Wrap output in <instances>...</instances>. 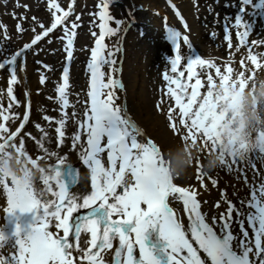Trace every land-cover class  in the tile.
<instances>
[{"label":"snow or ice","instance_id":"obj_1","mask_svg":"<svg viewBox=\"0 0 264 264\" xmlns=\"http://www.w3.org/2000/svg\"><path fill=\"white\" fill-rule=\"evenodd\" d=\"M250 3L251 0H242L243 5ZM49 7L54 16L51 26L45 28L43 24H40V27L44 29L42 34H37L31 44L25 45L24 50L17 51L0 62V69L8 67L12 85L18 83L17 59L25 50L30 49L58 26L63 25L72 12L71 7L67 11L63 10L55 0H52ZM254 8L256 9L255 5ZM243 13L244 8L242 7L235 19V26L245 29L243 32H237L241 44L245 43L252 28V25L243 22ZM76 19L80 18L76 17ZM110 19L108 5L105 3L100 13V20L105 21L101 24L102 34L96 41V46L91 52V62L88 64L91 79L88 92L90 108L85 112V121L81 123V128L87 132V146L81 145L83 149L81 158L83 164L90 170L92 191L83 197L69 194V187L65 180L60 179L61 171L59 170L64 167L66 158H58L57 163L48 165L49 174L41 180L45 186L43 190H29L19 185L13 189L7 182H4L2 185L8 195L7 216H14L17 211L36 213L38 224L25 235H22L25 230L18 225L14 233L16 237L14 244L9 243V238L3 229H0V249L9 248L8 256H0V264H74L72 258L74 250L83 252L87 264H104L100 253L105 249H112L115 240L119 241V246L114 253V264H206L197 248L193 246V242L198 245L199 251L206 254L210 264H257V261L258 264H264V184L252 190L251 199L247 204L249 209L254 210L247 215L248 225L254 233V241L248 240L249 233L243 231V223H241L244 239L234 245L237 238L231 232L230 221L234 213L237 215L240 213L231 203L228 204L227 212L219 216L221 221L219 235L212 226L205 222V217L200 212L196 192L185 187H178L172 182L160 149L151 140L146 143L140 142L137 138L141 135L140 130L116 105L114 89L122 88L123 85L114 78H110L105 83L103 66L108 64L113 71L116 70L113 67L116 61L108 60L103 55L105 35H115L117 31L107 26V21ZM77 27L75 23L71 25V28L64 27L65 51L68 61L73 58V40L76 35L74 30ZM4 28L5 38H7L6 26ZM17 29L23 31L19 25ZM32 30L35 31V29ZM168 38L178 50L180 32L169 30ZM183 41L191 49L188 36L185 35ZM249 59L257 69L262 67L256 55L250 54ZM180 62L181 56L176 55L171 61L172 73L177 72ZM197 67L214 68L219 81L226 82L233 77L231 67L226 68V74L222 73L220 67L196 55L195 58L189 57L188 59V81H192L197 76ZM184 76L185 73L180 71L179 77ZM244 77L243 72L238 74V82L241 85L245 83ZM164 79L170 85L168 94L174 98L175 108L179 109V123L187 130V134L182 138L184 143L190 141L191 144H197L200 140L205 147L211 146L214 149L215 140L211 130L215 126L217 115L209 110L212 98L211 89L216 83L213 76L208 75L209 87L203 96L200 93L203 84L199 78H196L192 84L183 83L179 78H172L167 74L164 75ZM40 82L43 84L45 77L42 76ZM171 85H175V88ZM68 88L69 72L65 68L63 84L57 86L58 102L65 109L70 106L67 98ZM189 89H191L190 92ZM8 95L12 96L11 87L8 89ZM12 98L15 99V97ZM6 111L0 112L5 122L11 118L4 114ZM173 111L175 109H169L168 118L172 122L170 126L175 131ZM62 115L64 119L58 121L59 127L56 129L60 138L64 137L63 128L67 119L66 113ZM44 119L49 120L50 118L45 116ZM23 127L24 124H21L20 128ZM37 127L39 128V125ZM41 131L43 132V129ZM6 133H9L8 127L0 123V141H2L0 150L11 148L29 155L25 151L23 139L20 140L19 146L15 142L18 131L4 135ZM105 138L106 144H103ZM79 140L80 135L77 134L74 137L73 147ZM40 147L49 158L56 156V153L49 152L42 142ZM105 152L110 165L107 168L101 159V154ZM29 157L33 162L44 159L41 156L35 159ZM235 162L236 159L233 158L231 161H224V165L230 168ZM200 174L198 171V176ZM78 175L77 171L73 183L76 182ZM53 181L59 189L58 192L52 191L51 182ZM213 183L215 184V181ZM118 188L123 189L122 193L117 192ZM47 193H52L56 199H44ZM170 196L182 200L185 211L189 213L191 239L168 205ZM142 205L146 207H141ZM216 206L219 207V204ZM81 210L85 211L81 212ZM53 220L56 221L54 226L62 230V236H56L48 230ZM215 221L216 218H213V223ZM150 230L158 231V239L151 245L147 243ZM82 233L90 234L89 243L91 248L96 249L95 252L91 249L85 251L80 248L79 243L74 244L80 241ZM137 249L138 256L135 254Z\"/></svg>","mask_w":264,"mask_h":264},{"label":"rangeland","instance_id":"obj_2","mask_svg":"<svg viewBox=\"0 0 264 264\" xmlns=\"http://www.w3.org/2000/svg\"><path fill=\"white\" fill-rule=\"evenodd\" d=\"M28 1H31V3ZM136 1L147 4V8H152L154 10H160L162 7L165 9L166 6L165 0ZM180 1V7L184 12L187 13L189 22L191 24L190 37L207 57L218 58V60L221 61L220 66H222V73L226 74V68L231 67L233 69L232 75L234 77H238V74L241 72H243L245 76H252V71H250V68L252 67V63L249 59L250 53H248L246 50L245 52L241 50V47L237 46L238 43H235L234 38L232 41H227V38L229 37V31H232L234 28H236L235 30H233L234 34L236 31L243 32L245 30L243 27L237 28L235 25H231L233 19L235 20L239 14L237 11L240 10L239 5L237 4V0ZM0 2L4 3L5 1L2 0ZM123 2L124 4L133 5L131 0H123ZM23 3H29V5L31 6L30 9L24 12L23 8L17 9L11 7L8 13H6L7 6H3L0 3V59L5 57L6 55H10L16 49L22 46L26 41H28L25 40L24 36H22L21 33L18 34L15 31V28L17 27V25H19L20 22L28 24L31 36L33 34L32 29L37 28V24L35 23L37 22L39 15H48V12H46L44 8H42L44 12L40 11V8H38L39 6L35 3V0H25L22 2V4ZM93 5V0L86 2L85 4L82 3L80 9L81 14L84 15V18H86L85 14L88 13L89 8ZM137 10L143 11V9L139 8H137ZM11 12H14L16 15H23L14 16L11 14ZM242 19L244 23L251 25H253L255 22H262L258 19L257 15H254V10L252 8L250 9L248 18L245 15L244 17H242ZM137 21L140 27H145V30L147 32L145 38L141 39V37L138 36V32L129 34V36L127 37V43L129 47L128 52L127 54H123L122 56L124 63L122 74L127 87L126 96L128 98V101H130V97H137L136 105L129 104V113L132 115L133 119H135L145 128V131L147 130V133L152 136V138H159L161 141L160 136H162V131L160 132L158 130L156 131V133H152L151 130H153L155 123L154 121L150 122L154 118H159L162 125L164 126L163 129L165 134H169L171 137H178L174 138L177 140V145L179 147L184 143L182 138L187 134V130L183 127V125L179 123V120L173 119V121L176 123L175 131H180L179 134H175L174 130L170 126L172 122H170L168 118L169 109H172V106L169 98L168 102L164 100V98L167 97L162 92V82L160 76L162 72L168 71L169 64L165 61V58L169 57V52L167 51V48L164 44V38L160 24L161 21L160 18H156V16L153 14V10L144 11L141 15H139V17H137ZM38 22L43 21L41 18H39ZM91 23L92 21L90 18H87L84 21V24L86 26H90ZM263 25L264 24L259 25L258 30L264 32ZM4 26H6L7 38H5ZM229 43H231V47H229ZM251 45H253V41H251ZM50 53L51 52H48L47 56ZM251 55L255 54L251 53ZM48 58L49 56L47 57V59ZM41 59L42 55H37V52L30 53L28 62V64L30 65L27 68L33 65L36 66L37 63L41 61ZM80 67L82 69V66ZM34 69L35 68L30 67L27 71V74L33 75L34 81H36ZM136 69L138 71L137 73H135ZM75 75L76 76L73 77V98L76 100L78 99L81 90L85 91L86 82L82 77L83 86L80 88L81 70L77 68V74L75 73ZM134 75H137V77L135 78ZM214 80L216 82H219L218 77ZM203 82L208 83L207 78H205ZM78 84L79 87L77 86ZM41 110L43 111V108H41ZM38 123L43 125V122ZM151 123L153 126L151 125ZM58 127L59 124L57 122L52 126L51 129L48 128L43 132L38 131L40 135L35 133L36 131L27 128L26 133L20 138V140L23 139L24 141L25 151L27 153H30L33 157L36 155H42L44 159L41 163L47 161L48 165L57 163L58 158H66V162L78 161L82 154V148L80 147V149H78L76 146L73 147L72 137L77 133L76 128L74 126H69L67 129L63 128L65 135L69 136L72 142L64 141L63 146L65 148V152L57 153V149L60 148L57 145V142L61 141L58 140L55 136V130ZM20 140H15L17 146H19ZM41 142L49 152L56 153V156L49 158L40 147ZM188 143L191 142L188 141ZM165 150L168 151L166 148ZM166 151L165 154L167 156ZM70 156V160H67ZM208 175H210V173H208ZM181 179H175L174 184L178 187H185L188 189L193 185H197L200 188L199 182H204L205 180V178H200L198 182H196V179L191 180L190 182H182ZM173 201L177 205L180 214L184 217V219H186L183 201L175 197ZM205 201L206 199H203L205 207L201 210L202 215L212 223L213 218H216V221L213 224L220 227L221 221L219 220V216L221 213H224V211H221V209L213 210L211 205ZM249 212L250 211H247L244 214L235 216L234 221H236V225L233 229V234H235L237 237V233L241 234L239 224L243 221L244 223L247 222V215ZM187 225H189V223H187ZM242 238L244 239L243 236ZM157 239L158 233H155L154 240L156 241ZM238 242V240L235 241V243ZM203 255L205 257V260L207 261V264H210V261L207 259L206 254L203 253Z\"/></svg>","mask_w":264,"mask_h":264},{"label":"clouds","instance_id":"obj_3","mask_svg":"<svg viewBox=\"0 0 264 264\" xmlns=\"http://www.w3.org/2000/svg\"><path fill=\"white\" fill-rule=\"evenodd\" d=\"M238 80L233 76L226 82H216L211 89L209 110L217 115L211 130L214 149L200 143H183L168 151L165 161L172 182L189 176L194 164H199L201 172L207 174L221 168L226 160L243 162L252 152L264 154V73L245 76L243 85ZM205 152L207 155L201 160ZM67 165L65 161L64 167ZM47 174V161L33 162L29 155L11 148L0 150V184L7 182L13 189L19 185L36 190ZM60 179L64 180L63 172ZM83 179L79 173L73 185Z\"/></svg>","mask_w":264,"mask_h":264},{"label":"bare ground","instance_id":"obj_4","mask_svg":"<svg viewBox=\"0 0 264 264\" xmlns=\"http://www.w3.org/2000/svg\"><path fill=\"white\" fill-rule=\"evenodd\" d=\"M135 1V0H134ZM176 2H177V0H175ZM135 3H139V2H135ZM133 102L136 104L137 103V98H135V100H133ZM150 122H153L152 120L150 121ZM151 125H152V123H151ZM153 126V125H152ZM156 126H158V128L160 129V130H162L161 129V125H160V123L159 122H156ZM156 126L154 125V127L156 128ZM154 127H153V129H154ZM162 128H163V126H162ZM162 136H161V138H162V141L164 142V144L167 146V147H173L174 148V142H173V140H172V138L171 137H169V136H167L166 134H165V132L162 130V134H161ZM176 147H178V146H175V148ZM191 175H192V171L190 172V175L188 176V178L189 179H191ZM240 184H237L236 186H239ZM83 187V186H82ZM232 192H237V190L236 189H233L232 190ZM83 193V190H81L80 192H79V196L81 195Z\"/></svg>","mask_w":264,"mask_h":264}]
</instances>
